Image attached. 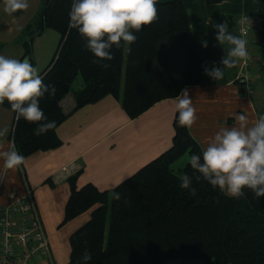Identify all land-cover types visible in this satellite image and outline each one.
<instances>
[{
	"label": "trees",
	"instance_id": "obj_1",
	"mask_svg": "<svg viewBox=\"0 0 264 264\" xmlns=\"http://www.w3.org/2000/svg\"><path fill=\"white\" fill-rule=\"evenodd\" d=\"M71 5L72 0H42L21 33L23 58L31 55L35 40L47 29L61 35L54 57L41 74L44 84L57 90L54 97L45 94L40 99L41 109L56 128L37 135V124L16 120L14 148L25 157L63 144L57 128L68 116L61 106L68 93L74 95V110L113 95L135 118L204 80L205 50L189 41L190 16L184 0H157L158 19L134 32L135 43L113 46L114 59L99 62L85 47L86 38L76 29L69 30ZM256 44L264 66V19ZM79 75L82 82L75 88ZM3 105L10 107L7 101ZM178 117L177 112L171 147L112 191L91 182L79 187L78 171L68 177L71 193L64 222L89 210L91 216L70 235L67 264H83L80 257L85 250L92 255L88 264H168L172 259L191 258H200L203 264H264V197L257 199L245 188L244 196L232 198L204 179L197 182L200 174L189 161L175 171L173 165L187 153L201 156L202 162L201 145L189 128L179 125ZM185 174L193 179L194 196L180 187ZM50 262L56 264L53 255Z\"/></svg>",
	"mask_w": 264,
	"mask_h": 264
},
{
	"label": "crops",
	"instance_id": "obj_2",
	"mask_svg": "<svg viewBox=\"0 0 264 264\" xmlns=\"http://www.w3.org/2000/svg\"><path fill=\"white\" fill-rule=\"evenodd\" d=\"M166 1V0H164ZM42 0H29L30 7L20 14L8 15L0 0V55L24 61L25 48L21 33L33 19ZM190 16L189 41L202 46L206 40L204 80L202 84L187 86L198 119L190 129L202 150L221 127L235 124L234 114L243 112L250 120L264 115V66L256 44L260 22L264 19V0H184ZM248 17L253 23L250 48L254 62V93L245 95L237 81L240 66L224 68V77L214 80L205 74V68L220 63L227 45L220 46L215 39V23L227 20L229 31L237 34L238 21ZM206 33V35H205ZM42 35L33 44L40 40ZM32 65L35 58L28 59ZM184 88V89H185ZM180 95V94H179ZM175 98H167L135 118L122 106V100L108 95L101 100L76 110L73 93L61 101L67 118L57 128L63 144L55 149L39 150L26 156V162L17 169H5L0 159V209L25 193L28 187L34 195L48 233L56 264H67L70 235L91 216V210L64 222L65 206L71 193L68 177L77 172V185L94 183L101 190L112 189L133 175L141 167L159 156L173 144L176 115ZM16 114L0 104V127H8L6 137L0 138V151L14 148L12 134ZM15 149V148H14ZM69 164L76 168L70 174L56 178L59 168ZM33 264H51L42 259Z\"/></svg>",
	"mask_w": 264,
	"mask_h": 264
},
{
	"label": "clouds",
	"instance_id": "obj_3",
	"mask_svg": "<svg viewBox=\"0 0 264 264\" xmlns=\"http://www.w3.org/2000/svg\"><path fill=\"white\" fill-rule=\"evenodd\" d=\"M157 0H72L69 12V30L76 29L86 38L85 47L91 51L97 61H111L113 46L121 47L135 43L138 37L134 32H140L144 26L151 25L158 19ZM29 0H4L3 11L12 15L18 11H27ZM247 17H241L238 23L245 25ZM215 39L220 46L227 45L223 67L213 65L205 68V74L218 81L224 77V68H232L238 62L250 59L248 41L240 34L229 31L228 22L215 23ZM206 35V33H205ZM202 46L208 47L206 40ZM104 68L108 64L101 65ZM39 70L27 60L21 61L0 55V104L7 101L16 114L17 122L22 118L28 123L37 124L36 134L40 135L56 128L54 121L48 120L40 107V99L48 94L56 95L54 85H46ZM175 110L179 113L178 123L181 127L192 128L198 116L193 106V99L187 88L182 89L175 98ZM235 124L231 127H221L202 150L201 156L191 155L190 166L200 175L195 177L208 181L213 188H219L227 196L240 198L245 195L244 189H249L254 197H264V115L254 120L241 112L234 114ZM8 127H0V138L8 135ZM5 169H17L26 162L25 156L14 148L0 151ZM180 187L196 195V189L191 187L192 177L182 175ZM119 198V197H117ZM92 255L84 251L80 260L88 264Z\"/></svg>",
	"mask_w": 264,
	"mask_h": 264
},
{
	"label": "built area",
	"instance_id": "obj_4",
	"mask_svg": "<svg viewBox=\"0 0 264 264\" xmlns=\"http://www.w3.org/2000/svg\"><path fill=\"white\" fill-rule=\"evenodd\" d=\"M247 20L245 25L238 24L237 34H240L239 29L242 27V37L248 41L250 59L240 61L237 81L243 93L252 96L254 73L251 69L253 55L250 35L254 25L248 17ZM12 145L14 147L13 139ZM65 174H70V171L67 169L63 174H57L56 178ZM51 256L50 239L34 197V190L28 187L23 195L0 209V264H30L46 258L51 260Z\"/></svg>",
	"mask_w": 264,
	"mask_h": 264
},
{
	"label": "rangeland",
	"instance_id": "obj_5",
	"mask_svg": "<svg viewBox=\"0 0 264 264\" xmlns=\"http://www.w3.org/2000/svg\"><path fill=\"white\" fill-rule=\"evenodd\" d=\"M253 32V30H252ZM251 32V34H252ZM60 33L54 29H47L44 34L42 35L41 39L38 40L35 44L34 51L32 52V59L35 58V62L33 64L39 70V74L41 75L44 70L50 64L52 58L54 57L55 51L60 41ZM251 41V35H250ZM253 55V54H252ZM31 55L26 56V58H30ZM254 57V56H253ZM25 58V60H26ZM254 62V58H253ZM252 62V65H253ZM80 82H82V77L79 75L78 78L74 82V87L77 88L80 86ZM255 83V80H254ZM123 84H124V77H123ZM190 155L187 153L183 156L180 160H178L174 165L173 169L176 171L177 169L185 166L189 161ZM69 170L70 173L75 170L76 168L69 164H66L59 168L57 174H63L66 170ZM67 174H65L66 176ZM20 197V196H19ZM15 199V198H14ZM13 199V200H14ZM12 200V201H13ZM168 264H203V260L200 258H191L186 260H179V259H172L168 261Z\"/></svg>",
	"mask_w": 264,
	"mask_h": 264
},
{
	"label": "water",
	"instance_id": "obj_6",
	"mask_svg": "<svg viewBox=\"0 0 264 264\" xmlns=\"http://www.w3.org/2000/svg\"><path fill=\"white\" fill-rule=\"evenodd\" d=\"M25 60V59H24ZM26 60L28 61V58H26ZM29 62V61H28Z\"/></svg>",
	"mask_w": 264,
	"mask_h": 264
}]
</instances>
